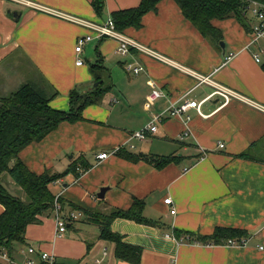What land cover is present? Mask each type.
Returning a JSON list of instances; mask_svg holds the SVG:
<instances>
[{
  "label": "crops",
  "instance_id": "obj_1",
  "mask_svg": "<svg viewBox=\"0 0 264 264\" xmlns=\"http://www.w3.org/2000/svg\"><path fill=\"white\" fill-rule=\"evenodd\" d=\"M24 1L29 4L0 0V97L22 84L44 80L58 93L50 107L69 111L70 92H91L97 76L105 84V71L113 87L101 101L84 108L82 120L61 123L20 154L36 174L62 173L79 158L87 161L90 168L80 177L69 174L50 186L65 201L66 212H79L85 223L68 224L60 236L55 217H40L39 224L27 228V244L16 245L0 264H26L32 258L39 262L42 252L53 255L57 264H131L116 258L113 243L99 239V227L86 222L85 212L128 210L135 199L144 200L143 215L162 226L118 218L111 228L125 243L142 248L140 264H264V54L262 63L254 59L264 43L252 44L234 17L212 21L223 35L224 48L210 43L174 0H162L157 11L144 16L141 28H129L125 34L172 64L135 49L123 55L113 39L95 38L77 53L78 38L89 30L56 13L104 23L113 12L134 8L141 0H105L101 16L93 0ZM15 12L20 13L19 21ZM233 53L225 64V56ZM100 58L106 69L95 75L91 65ZM78 60L83 64L77 65ZM129 65L139 66L140 72L127 71ZM193 72L210 77L212 83L200 84ZM217 85L232 93L229 101L214 94ZM153 90L163 96L148 109ZM185 96L198 101L212 96L201 106L206 117L196 109L171 116V104ZM157 114L163 115L156 133L143 141L131 137ZM185 130L188 136L180 140ZM122 151L185 158L157 169L146 161L124 159ZM104 152L110 156L98 159ZM102 187L109 189L99 199ZM169 197L175 214L164 202ZM3 211L0 204V214ZM217 227L248 231L246 245H203L175 234L208 236ZM28 247L35 248L34 255L27 253Z\"/></svg>",
  "mask_w": 264,
  "mask_h": 264
},
{
  "label": "trees",
  "instance_id": "obj_2",
  "mask_svg": "<svg viewBox=\"0 0 264 264\" xmlns=\"http://www.w3.org/2000/svg\"><path fill=\"white\" fill-rule=\"evenodd\" d=\"M162 0H141L134 8L115 11L111 14L119 32L125 33L129 28L139 29L146 14L155 12ZM184 17L190 21L200 34L210 43L220 45L223 35L212 21L234 17L246 30L251 33L257 17L250 9L255 2L264 6V0H174ZM92 6L97 15L101 16L105 8V0H93ZM98 57H100V53ZM101 58L92 64L93 73L98 69H106ZM264 68V64H263ZM103 80L96 77V81ZM112 85L104 81L87 94H79L72 90L70 110L60 111L50 107L51 99L58 95L57 91L44 80L32 81L19 86L5 97H0V204L4 211L0 214V251L10 256L16 245H26V231L29 225L39 224L40 217H55L61 214L68 224L85 223V220L72 219L66 212L60 196L55 195L50 186L69 174L76 178L90 168L84 158H79L62 173L46 171L36 174L22 161L20 154L32 143L41 142L61 123H76L83 119L82 112L88 105L101 101L103 96L112 90ZM120 152L122 157L131 162L146 161L157 169L170 164H180L184 156H157ZM204 157L201 153L199 160ZM79 166L83 168L81 172ZM11 180L23 193L24 198L12 194L4 184V177ZM56 203L60 206L59 210ZM146 207L144 200L135 199L128 210L116 209L109 213L85 212L89 224L97 225L100 229L99 239L115 245V256L131 264H140L142 248L124 242L123 236L112 231V223L118 218L133 220L140 224L162 226L160 221L147 219L143 214ZM77 209L76 207H73ZM82 210L78 208L77 210ZM81 220V221H80ZM177 237L186 234V241L203 245H222L228 240L241 241L249 238V232L239 228L217 227L211 235L202 236L191 232L175 231Z\"/></svg>",
  "mask_w": 264,
  "mask_h": 264
},
{
  "label": "built area",
  "instance_id": "obj_3",
  "mask_svg": "<svg viewBox=\"0 0 264 264\" xmlns=\"http://www.w3.org/2000/svg\"><path fill=\"white\" fill-rule=\"evenodd\" d=\"M15 1H17L19 3L26 4V5L29 4L27 1H24V0H15ZM250 12L255 17H257L256 24L253 27L252 32L250 33L251 43L252 44H258L260 42L264 43V6H261V5L254 2L251 6ZM53 14H54V12H53ZM56 16H58L62 19L68 20L69 22H72L74 24L81 25L82 27L89 30V34L80 36L78 38L77 45H76V52L77 53H81L83 51L84 46L88 42L92 41L95 38L99 39V40L113 39L118 44V52L123 54V55H127L131 49H135V50H138V51L150 56L153 59L163 61V62L168 63V64H172V62L169 61L163 55H161L158 52L142 45L141 43L137 42L136 40L129 37L125 33L119 32L111 17H109L106 20V22H104V23H96V22H92V21H89V20H86L83 18H79L76 16H69V15L60 14V13L59 14L56 13ZM262 54H264V50H262V49L258 53L254 54V59L257 63H262V57H261ZM234 57H235L234 53L225 56L224 63L225 64L229 63ZM82 64H83L82 60L77 61V65H82ZM126 69H127V71H129V72L133 71L136 74L139 73L141 70V68L139 66H131V65L127 66ZM181 69H183V67ZM193 75L198 78L200 84H203V83H210L211 84L212 83V81L210 80V77L202 76V75L197 74L195 72H193ZM216 87H217V91L214 94H218V95L224 97V99L226 101H229L232 93L228 89L224 88L221 85H217ZM162 96H163V93L160 90H153L151 92L150 96L148 97V103H147L146 107L148 109H151V107L154 105L155 101L158 100L159 98H161ZM210 97H212V96L207 97L203 101H198V100L189 99V98H187V96H185V97H183L182 102L172 103L168 109V112L170 113L171 116L181 117L182 115L187 113L190 109H196L200 115H202L203 117H206L203 115V113L201 111V106H202L203 102L209 100ZM162 115L163 114L154 115L152 122L146 128L139 130V131H136L135 133L132 134L131 137L138 139V140H141V141L147 140L151 134H154L157 132V130H158L157 124L162 119ZM188 119H189V117H188ZM188 133H189L188 130H185L179 136V139L184 140L188 136ZM224 146L225 145L223 143L219 144L220 148H224ZM108 156H110V154H108L107 152H104V153L99 154L97 157H98V159L103 160V159L108 158ZM81 171L82 170H79V172H81ZM164 202H165V204L169 205L172 208L170 210V213L175 214L176 210L173 207V199L169 197V198L165 199ZM56 206L59 210L60 206L57 203H56ZM80 216H81V214H79V213L76 214L75 212L70 214V218H72V219H78ZM55 219H56V223H57V227H58V233L61 236L62 234H64L67 231V226H68L67 220L64 217H62L61 214H59V213H56ZM246 242H247V240L237 241V240L230 239L226 242V245L230 246V247L244 246V245H246ZM260 249H264V247H260ZM26 251L28 254L34 255L36 250L34 247H28ZM104 255H106V253H104ZM0 258L7 259L8 256L6 253H3L0 251ZM39 260H40L39 262H41V264H57L56 258L48 252H42ZM39 262L36 259L32 258V259L28 260L26 262V264H40ZM96 264H102V260H97Z\"/></svg>",
  "mask_w": 264,
  "mask_h": 264
},
{
  "label": "rangeland",
  "instance_id": "obj_4",
  "mask_svg": "<svg viewBox=\"0 0 264 264\" xmlns=\"http://www.w3.org/2000/svg\"><path fill=\"white\" fill-rule=\"evenodd\" d=\"M91 62H86V64L85 65H87V66H90L91 64H90ZM104 80H105V85L107 86L108 84H110V83H112V81L108 78V74H107V72L105 71V74H104ZM110 83H109V82ZM7 175L4 177V184H5V187L12 193V194H14V195H16L17 197H19V198H24V195H23V193L20 191V189L12 182V181H10V182H8V179H7ZM9 178V177H8ZM77 213H79V212H77Z\"/></svg>",
  "mask_w": 264,
  "mask_h": 264
},
{
  "label": "water",
  "instance_id": "obj_5",
  "mask_svg": "<svg viewBox=\"0 0 264 264\" xmlns=\"http://www.w3.org/2000/svg\"><path fill=\"white\" fill-rule=\"evenodd\" d=\"M13 16H14L15 21H19L20 13H16V12H15V13L13 14ZM220 44H221L222 48H224V42H221ZM100 83H101V82L96 83V84H95V87H98V85H99ZM108 189H109V188H107V187H102L101 190H100V192L98 193L97 197H98L99 199H103V198H104V195H105V193L107 192Z\"/></svg>",
  "mask_w": 264,
  "mask_h": 264
}]
</instances>
